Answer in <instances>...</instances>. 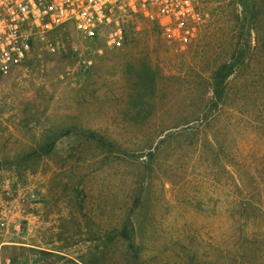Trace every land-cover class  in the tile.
I'll list each match as a JSON object with an SVG mask.
<instances>
[{"label":"rangeland","instance_id":"374dc122","mask_svg":"<svg viewBox=\"0 0 264 264\" xmlns=\"http://www.w3.org/2000/svg\"><path fill=\"white\" fill-rule=\"evenodd\" d=\"M210 8L185 45L127 16L0 74V264H264V0Z\"/></svg>","mask_w":264,"mask_h":264},{"label":"built area","instance_id":"2783aa9c","mask_svg":"<svg viewBox=\"0 0 264 264\" xmlns=\"http://www.w3.org/2000/svg\"><path fill=\"white\" fill-rule=\"evenodd\" d=\"M217 0H0V74L21 65L32 46L56 29L70 28L84 40L123 45L127 16L154 22L175 44L193 41Z\"/></svg>","mask_w":264,"mask_h":264},{"label":"trees","instance_id":"16d2710c","mask_svg":"<svg viewBox=\"0 0 264 264\" xmlns=\"http://www.w3.org/2000/svg\"><path fill=\"white\" fill-rule=\"evenodd\" d=\"M212 10H213V9H211V8L208 10V15L211 14ZM150 22H151V21H150ZM151 23L155 24L154 22H151ZM205 24H206V23H205ZM205 24H204V25H205ZM204 25L200 28V30L204 27ZM126 36H127V35L125 34V36H124V41H125V42H126V38H127ZM216 76L219 77V75H216ZM216 78H217V77H216ZM220 78H221V80H222V79H223V76L220 75ZM218 93H219L220 96H223V94L225 93V91L223 92V90H221V91L218 92ZM214 109H215V108H213V107L210 108V107L207 106V107L203 110V112H201L202 117H203V118L207 117L210 113H212V112L214 111Z\"/></svg>","mask_w":264,"mask_h":264}]
</instances>
